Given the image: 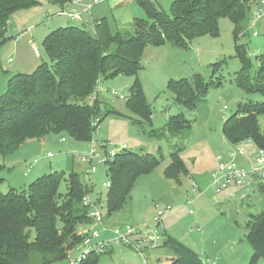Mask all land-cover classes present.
Returning a JSON list of instances; mask_svg holds the SVG:
<instances>
[{
    "label": "rangeland",
    "instance_id": "rangeland-1",
    "mask_svg": "<svg viewBox=\"0 0 264 264\" xmlns=\"http://www.w3.org/2000/svg\"><path fill=\"white\" fill-rule=\"evenodd\" d=\"M147 1L170 16L175 0ZM76 5L78 13H85L92 7L91 13L84 15L82 21L60 16V8L48 0H43L40 6L12 14L6 31L8 41L0 48V97L7 90L14 68L31 74L39 65L50 63L43 41L58 28L77 26L91 31L96 22L106 19L114 33L133 32L136 20L149 21L137 0H99L98 3L80 0ZM233 31L231 20L222 18L217 37H197L187 48L170 43L147 47L141 59L142 70L136 75L103 81V88L99 90L105 103L104 120L93 141L97 143L100 157L106 158L108 152L120 153L123 149L164 157L153 172L138 178L124 210L111 218L107 217L108 211H104V221L109 227L132 226L137 229L146 225L151 230L159 227L161 241L158 246H142L148 264H167L174 258L171 250L164 246L167 237L193 250L205 264H249L253 249L246 241V225L250 216L264 212V192L253 191L249 199L241 201L235 188L223 194L209 188L213 171L220 164L231 162L230 155L237 150L223 133L224 122L238 112L240 104L264 100L259 94H249L236 84L242 63L237 57ZM238 43L246 49L251 60L249 74L254 77L259 69V58L264 56V23L252 26L251 21ZM217 63L221 64L215 72ZM197 75L207 82L220 79L222 86L210 88L197 109L190 111L177 103L169 82L181 79L193 82ZM137 80L153 112L150 122L142 121L127 108L131 88ZM105 111H115L121 116L110 114L105 118ZM176 116L191 123L189 132L169 133L168 123ZM258 124L264 134V115L258 117ZM88 149L89 143L76 142L66 134H50L44 140H30L15 154L0 155V165L3 166L0 176L5 180L0 184V191L3 194L11 189L27 191L38 178L56 171H74L85 182V167L80 158ZM244 149L248 160L253 161L256 146ZM178 151H181L187 174L176 181L168 179L165 170L172 163L171 155ZM48 153L52 157H48ZM239 164H245V160ZM106 170L105 165H100L98 172L92 175L94 199L102 193L106 200ZM193 185L204 194L197 197L192 191ZM60 191L67 192L66 182ZM159 212L164 213L160 223L157 220ZM112 251L101 254L99 264H144L140 255L125 246H113ZM259 264H264V259Z\"/></svg>",
    "mask_w": 264,
    "mask_h": 264
},
{
    "label": "trees",
    "instance_id": "trees-1",
    "mask_svg": "<svg viewBox=\"0 0 264 264\" xmlns=\"http://www.w3.org/2000/svg\"><path fill=\"white\" fill-rule=\"evenodd\" d=\"M42 1L0 0V48L8 41L6 31L12 14L40 6ZM73 1L48 0L61 10ZM137 2L149 21L136 20L133 32L114 33L103 19L91 31L66 26L45 37L43 47L50 63L39 65L31 74L11 76L6 92L0 97V155L11 156L28 141L44 140L50 134H66L76 142L90 143L104 120L105 103L99 92L103 81L136 75L143 69L141 59L147 47L170 43L187 48L197 37L219 36L222 18H229L234 24L237 57L242 63L237 86L264 99V56L259 58V69L252 77L251 60L245 47L238 43L251 21L252 26L264 23L260 20L253 25L262 0H175L170 16L147 0ZM220 64L215 65V72ZM221 86L220 79L207 82L201 75L193 82L187 79L169 82L177 103L190 111L197 109L210 88ZM127 108L142 121H151L153 112L138 80L131 88ZM104 113L105 118L120 115L115 111ZM263 115L264 100L240 104L238 112L223 124V133L230 144L252 141L264 149V134L258 124V117ZM167 128L171 134L189 132L191 123L176 116L170 119ZM180 154L178 151L171 155L172 163L165 170L168 179L179 181L187 174ZM163 159L124 149L107 161L108 218L124 210L138 178L153 172ZM4 181L0 176V184ZM64 182L65 194L60 191ZM93 191L94 186L87 185L74 171L46 174L30 184L27 191L11 189L7 194L0 191V264L66 263L69 252L82 241L77 235L78 227L89 223L84 200ZM246 228V241L253 249L249 264H259L264 259V212L250 216ZM164 246L174 255L167 264H205L193 250L170 237ZM100 256L92 255L82 264H99Z\"/></svg>",
    "mask_w": 264,
    "mask_h": 264
},
{
    "label": "built area",
    "instance_id": "built-area-1",
    "mask_svg": "<svg viewBox=\"0 0 264 264\" xmlns=\"http://www.w3.org/2000/svg\"><path fill=\"white\" fill-rule=\"evenodd\" d=\"M104 1L108 0H101V2ZM76 2L74 0L73 4H76ZM98 2L99 0H95V3ZM261 4L262 7L255 13L253 18V25L260 20L264 21V0ZM91 9L92 7H89L85 13L91 12ZM59 15L72 21H82L83 19L82 14L75 9L71 11L60 10ZM36 52L39 54L38 51ZM252 145H255L252 141H245L235 146L237 150L232 151L230 155L231 162L222 163L213 171L211 187L217 194H223L230 188H235L238 190L241 201H245L250 198L251 192H260L264 187V149H260L255 145L254 159L250 161L244 148ZM103 147L106 148V146ZM116 154L117 151H110L106 158L100 157L97 143L92 140L89 143L88 151L80 158L81 164L85 167V183L90 187L94 186L92 175L98 172L100 165H106L107 161ZM48 157H52V154L48 153ZM243 160H245V164H239V161ZM104 187L108 190L110 183L107 181ZM192 191L197 197L204 194V191L197 185H193ZM84 206L88 209L89 223L78 227L77 235L82 241L74 252L77 255L74 253L68 255L66 264H82L92 255H101L111 251L113 246H125L135 251L143 258L144 264H148L142 246H158L161 241L158 235L159 227L151 230L146 225H142L137 229L132 226H107L104 221L107 202L102 193H99L96 199L92 197V194L88 195L84 200ZM191 214L193 213L191 212ZM163 216V212L158 213L157 220L159 223L162 221Z\"/></svg>",
    "mask_w": 264,
    "mask_h": 264
},
{
    "label": "crops",
    "instance_id": "crops-1",
    "mask_svg": "<svg viewBox=\"0 0 264 264\" xmlns=\"http://www.w3.org/2000/svg\"><path fill=\"white\" fill-rule=\"evenodd\" d=\"M75 1H77L76 3L80 2V0H75ZM76 7H77V5L72 3L71 5L67 6L65 9L68 10V11H71V10H73V9L76 10V9H77ZM60 10H61V9H60ZM77 12H78V11H77ZM90 13H91V12H90ZM81 14H82V18H83L84 15H88L89 13H81ZM14 69H15V70H13L14 72H12L11 76H13V75H15V74H17V73H23V71H24V70H19V71H18V68H14ZM11 76H10V77H11ZM7 83H8V82H7ZM101 87H102V84H101V86L99 87V90H100ZM102 88H103V87H102ZM210 187H211V185L209 186V188H210ZM261 192H264V191H261ZM185 200L188 201V197H187V196H186ZM111 252H113V251L111 250ZM251 255H252V254H251Z\"/></svg>",
    "mask_w": 264,
    "mask_h": 264
}]
</instances>
